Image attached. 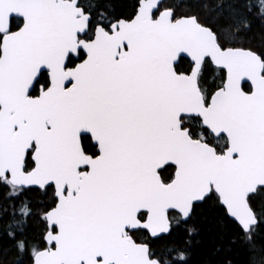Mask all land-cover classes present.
<instances>
[{
    "label": "snow or ice",
    "instance_id": "snow-or-ice-1",
    "mask_svg": "<svg viewBox=\"0 0 264 264\" xmlns=\"http://www.w3.org/2000/svg\"><path fill=\"white\" fill-rule=\"evenodd\" d=\"M205 233L264 264V0H0V264H192Z\"/></svg>",
    "mask_w": 264,
    "mask_h": 264
},
{
    "label": "trees",
    "instance_id": "trees-1",
    "mask_svg": "<svg viewBox=\"0 0 264 264\" xmlns=\"http://www.w3.org/2000/svg\"><path fill=\"white\" fill-rule=\"evenodd\" d=\"M201 220L202 217L198 216L197 221L200 222ZM200 239H202L203 243L194 250L192 264H203V261L208 258L210 243L208 242L207 233H205Z\"/></svg>",
    "mask_w": 264,
    "mask_h": 264
}]
</instances>
